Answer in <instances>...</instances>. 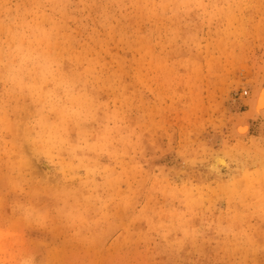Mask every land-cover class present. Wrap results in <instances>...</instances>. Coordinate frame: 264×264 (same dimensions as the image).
Masks as SVG:
<instances>
[{"label":"rangeland","instance_id":"1","mask_svg":"<svg viewBox=\"0 0 264 264\" xmlns=\"http://www.w3.org/2000/svg\"><path fill=\"white\" fill-rule=\"evenodd\" d=\"M261 85L264 0H0V264H264Z\"/></svg>","mask_w":264,"mask_h":264},{"label":"bare ground","instance_id":"2","mask_svg":"<svg viewBox=\"0 0 264 264\" xmlns=\"http://www.w3.org/2000/svg\"><path fill=\"white\" fill-rule=\"evenodd\" d=\"M250 111L239 122L235 124V132L239 136H248L251 131V120L264 117V85L257 87L250 100ZM219 163L226 164L223 157H219Z\"/></svg>","mask_w":264,"mask_h":264}]
</instances>
